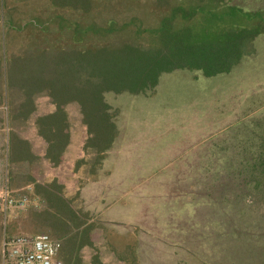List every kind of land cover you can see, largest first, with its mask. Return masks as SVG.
I'll return each instance as SVG.
<instances>
[{"label": "rangeland", "instance_id": "obj_1", "mask_svg": "<svg viewBox=\"0 0 264 264\" xmlns=\"http://www.w3.org/2000/svg\"><path fill=\"white\" fill-rule=\"evenodd\" d=\"M233 3L253 13L248 22L257 24L260 19L262 31L250 42L252 45L231 72L206 77L199 71L178 68L161 75L154 94L106 95L117 137L111 140L112 134L102 128L93 137L100 148L84 145L67 153L72 174L64 167V181L67 189L73 187V190H62L67 192L72 213L62 206L63 200L54 198L49 205L52 213L47 218L41 216L45 202L40 197L44 188V170L40 167L45 169L47 157L41 152L46 141L40 134L39 124L43 118L40 117L50 109L53 113L55 105L44 91L33 95L29 118L25 122L14 118L16 132H22L24 127L30 131L28 138L35 161L29 188L19 186L23 183V166L13 163L20 153V144L26 143L11 130L7 148L0 149V191L5 184L14 195L27 190L30 213L22 219L25 223L13 227L7 214L0 212V250L4 231L10 234L46 232L62 241L60 264H73L76 257H79L77 264H84V257L79 253L102 256L109 260L108 264L236 262L235 246L223 258L219 251L212 252L206 239L197 242L199 236L190 235L184 228V224L190 223L194 209L198 210L199 219L206 212L200 207L202 201L191 196L187 180L202 176L203 164L217 161L223 164L229 159L230 151L244 140L240 136L250 130L248 126H240V121L264 114V0H233ZM0 8L3 25L8 22L11 28L17 25L20 29L26 28L17 33L6 28V42L13 36L15 50L20 49L22 40L29 41L34 35L45 41L62 36L54 24L46 31L43 24L68 10L57 0H0ZM257 12H262V16L256 15ZM31 24H37L40 29L32 31L26 27ZM8 87L11 93L12 88ZM14 89L17 115L21 111L18 106L22 95ZM8 104L11 112L10 99ZM69 105L78 108L75 102ZM26 107H29L28 101ZM55 112L48 121L60 120L65 115L61 108ZM76 124L80 139L83 136L86 143L88 132L80 121ZM119 141L133 142L131 145L135 148L130 144L121 151L108 147L111 142ZM77 158L78 180L72 166ZM51 182L54 184L55 180ZM82 238H92L96 244L91 243L76 254L71 250Z\"/></svg>", "mask_w": 264, "mask_h": 264}, {"label": "trees", "instance_id": "obj_2", "mask_svg": "<svg viewBox=\"0 0 264 264\" xmlns=\"http://www.w3.org/2000/svg\"><path fill=\"white\" fill-rule=\"evenodd\" d=\"M57 1L68 10L43 24L45 31L54 24L62 36L50 41L30 36L19 50L9 52L8 86L25 96L20 105L25 114L38 92H46L63 115L69 103H77L93 135L102 128L115 132L107 94H154L161 75L178 68L206 77L230 72L262 31L261 20L248 22L253 13L233 0ZM5 23L15 33L26 29ZM26 27L40 29L37 24ZM55 113L40 121L50 145L57 140L51 127L67 121L64 116L48 121ZM250 118L240 121L250 130L240 136L244 140L229 159L203 164V175L187 180L191 196L202 201L206 212L199 219L194 209L184 228L199 236L197 242L206 239L212 252L219 251L223 258L235 246L238 257L229 264H264V114ZM80 247L71 251L77 254Z\"/></svg>", "mask_w": 264, "mask_h": 264}, {"label": "crops", "instance_id": "obj_3", "mask_svg": "<svg viewBox=\"0 0 264 264\" xmlns=\"http://www.w3.org/2000/svg\"><path fill=\"white\" fill-rule=\"evenodd\" d=\"M0 12H1V8H0ZM2 13V12H1ZM2 18V17H1ZM1 23H0V149L4 146V148H7V143H9V137L8 134L10 133V131L12 130V132H14L15 134L18 135V139L22 140L26 143V145L23 144V142L20 144V147L18 150V157H16L13 161L15 166H23V183L22 185L19 186H27L28 188L30 187V183H29V178L30 175L32 174V169L34 166L33 161V148L31 147V141L28 138V135H30V131L28 129H25V127L23 128L22 132L15 131V121L14 118L18 117V118H22V121L25 122V118H29V113L25 114V110L24 111H20V114L16 115V95L15 94V89L12 88L11 93L8 90V82H7V77H6V69H7V59H6V55L7 53L9 54V52H13L15 51L14 49V39L13 36H9L8 37V42H6V34H5V30L7 27L3 26V19H0ZM12 31V29H10ZM10 32V31H9ZM14 32V31H13ZM12 35V34H11ZM23 37V35H22ZM23 42V40H22ZM7 51V53H6ZM173 71V70H171ZM171 71H167V72H171ZM231 72V71H230ZM166 73V72H165ZM224 73H229V72H224ZM164 74V73H163ZM222 75V74H221ZM17 93V92H16ZM19 95H22L20 102H19V109H20V105L21 103H23L25 101V96L23 95V93L18 92ZM18 96V95H17ZM8 99L11 100L12 102V110L11 112H9V104H8ZM70 105H68L67 107V112L64 115L65 118H67L66 122L63 123H54V125L51 127V129H53V134H56L55 136H57V140H54L55 142L53 144L50 145V142L48 140H46V138H44V145H42L41 148H43L44 150L41 149V152L43 153V156L47 157V162L46 163V167L45 169H43V167H40V169L44 170V180H43V193H40V197L42 199H44V211H40L41 212V216L44 218H47L51 212V208H50V203L51 200L55 198V200L60 199L63 200L62 203L65 204L66 207H68L69 211L72 213V209H71V203L68 202L67 200V192H64L62 189L64 188L65 190H73V187L70 189H67L66 183L64 181L65 179V173L66 170L64 169V167L68 168V171L70 170V165L68 164V156L67 153L73 149H77V148H83L84 145H86V148H89V145L91 147L95 146L97 148L99 145L96 144V141L91 139L92 136H94L92 134L91 137H89L88 135V130L86 125L83 123L82 121V116L81 113L79 111V108H70ZM52 109L48 110L49 112H47V114L51 113ZM56 110H54L55 112ZM47 114L42 115L41 117L46 116ZM40 117V118H41ZM75 118V120L72 119ZM80 121L82 123V125L85 127L86 131V137H87V141L86 143L83 141L84 137L82 136L80 139V135H79V131H78V127L76 126V122ZM42 125L41 122L39 124V129H40V134L42 133ZM45 130H47V127H44ZM116 131V130H115ZM119 135H121V133L118 132ZM42 135V134H41ZM117 135V132L113 133L112 136L110 137L111 140L114 139V137ZM117 137V136H116ZM29 142V143H28ZM90 143V144H89ZM112 143V142H111ZM110 143V145L108 146L109 148H117L120 151L121 150H126V146H128V144H130L131 148H135L133 147L131 144H133V142H124V141H119V142H113L112 144ZM4 144V145H3ZM28 144V145H27ZM30 144V145H29ZM93 147V148H95ZM106 149V147H104ZM21 149L22 152H21ZM31 150V151H30ZM25 151V153H23ZM29 152V153H28ZM41 153V154H42ZM53 158H57L56 161L53 160ZM77 160H79V158H77L76 160L73 161V159H70V161H73L72 166H73V173H75V177L78 180L77 176L79 175L78 173L80 172V169H78V167L76 166V162ZM10 162V161H9ZM18 162V163H15ZM39 162V161H38ZM86 163H90V160H86ZM94 163V161L92 162ZM1 164V163H0ZM20 164V165H19ZM55 166H52V165ZM93 171L92 173L93 176H95V172H94V168H92ZM70 172V171H69ZM88 172H89V168H88ZM70 174H72L70 172ZM89 174V173H88ZM87 180H89L88 178H86ZM52 180H55V183L52 184ZM49 181V182H48ZM14 182V181H13ZM47 184V185H46ZM24 190V189H23ZM75 191L78 190V187H76L74 189ZM25 192V191H22ZM20 192V193H22ZM63 197H65V200L62 199ZM29 207L26 209H24L23 211L18 210V209H13V210H8L7 211V219L10 220V222L12 223L13 227H16L20 222L25 223L26 220H23L24 217L26 215H28V213H30L29 211ZM17 223V224H16ZM20 225V224H19ZM30 234V233H27ZM2 241V240H1ZM81 243V244H80ZM96 244V242L92 239V238H88L86 240H84L82 238V240L80 242H77V245H81L80 249L82 248V250H84V247L89 245V244ZM83 246V247H82ZM79 249V251H80ZM62 246L59 250V255L62 256ZM80 256L84 257V264H108L109 260L104 259L102 256H98L95 255L93 253L87 255H82L79 253ZM2 252L0 250V264H2Z\"/></svg>", "mask_w": 264, "mask_h": 264}, {"label": "built area", "instance_id": "obj_4", "mask_svg": "<svg viewBox=\"0 0 264 264\" xmlns=\"http://www.w3.org/2000/svg\"><path fill=\"white\" fill-rule=\"evenodd\" d=\"M29 204L27 190L14 195L7 185L0 191V206L4 213L8 210H24ZM1 241L2 264H60L59 250L62 246L60 238L50 233L10 234L4 231Z\"/></svg>", "mask_w": 264, "mask_h": 264}]
</instances>
